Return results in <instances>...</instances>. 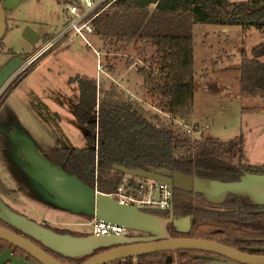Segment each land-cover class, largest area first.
I'll use <instances>...</instances> for the list:
<instances>
[{
  "label": "trees",
  "instance_id": "obj_1",
  "mask_svg": "<svg viewBox=\"0 0 264 264\" xmlns=\"http://www.w3.org/2000/svg\"><path fill=\"white\" fill-rule=\"evenodd\" d=\"M261 4L264 0H117L108 11L93 20L94 36L104 45L119 44L123 48L140 43L154 49L150 66L138 73L156 111L147 110L135 99L122 96L114 84L107 90H98L95 79L80 77L74 116L86 130L87 147L55 146L46 158L88 187L93 188L96 184L98 192L103 194L113 192L123 176L112 170L113 165L184 175L196 169L200 178L223 183L237 181L242 172L264 176V165L243 164L241 150H237L235 157L238 159L234 164L228 160L222 145L205 139L193 140L175 122L193 111V25L264 30V9L252 12ZM261 58H264V43L251 50L250 58L242 54L240 90L245 97L264 99V62ZM96 133L97 150L94 148ZM173 200L172 213L159 212L160 215L165 221L172 215L173 219L190 217V228L178 232L171 220L165 226L168 237L212 241L245 253L257 249V254L264 256V213L259 212L264 207L254 206L247 199H237L233 195H228L222 204H210L200 195L180 190H174ZM40 225L61 235H89L53 228L46 223ZM0 227L15 231L1 219ZM6 247L16 255L30 258L0 240V254ZM43 249L63 264H82L106 250L70 259ZM200 254L196 251L154 253L135 259V263L203 264L205 260L198 258ZM132 263L133 259H128L112 264Z\"/></svg>",
  "mask_w": 264,
  "mask_h": 264
},
{
  "label": "rangeland",
  "instance_id": "obj_2",
  "mask_svg": "<svg viewBox=\"0 0 264 264\" xmlns=\"http://www.w3.org/2000/svg\"><path fill=\"white\" fill-rule=\"evenodd\" d=\"M65 8L64 3L54 0H22L8 9L6 30L0 42V68L14 54L21 55L25 61L36 51L22 38L26 28L41 37H55L66 22ZM192 36L193 111L175 122L184 131L186 127L193 130L189 133L193 140L205 139L222 145L228 160L234 164L238 159L236 152L241 150L243 164L264 165V99L242 95L239 72L242 54L250 58L251 50L264 43V30L194 24ZM88 41L92 48L81 39L65 40L24 67L0 105V129L4 132L0 136V161L6 165L4 173L9 185L7 193H1L0 198L7 204L14 198L17 204H9L11 210L37 224H44L40 216L44 218L46 212L38 200L47 201L50 197L18 167L20 143L17 140L27 137L44 149L45 155L55 146L87 147L86 130L74 116L79 100L78 78L95 79L98 90H107L114 84L122 96L156 111L138 73L150 66L154 49L140 43L123 48L119 44L104 45L97 36H89ZM95 53L101 55L104 71L100 73L96 69ZM260 61L264 62V58ZM160 221L165 223L164 219ZM90 222L84 215H78L67 230L90 234ZM178 228L185 230L187 223H178Z\"/></svg>",
  "mask_w": 264,
  "mask_h": 264
},
{
  "label": "water",
  "instance_id": "obj_3",
  "mask_svg": "<svg viewBox=\"0 0 264 264\" xmlns=\"http://www.w3.org/2000/svg\"><path fill=\"white\" fill-rule=\"evenodd\" d=\"M65 2L69 0H54ZM9 2H0V41L5 26V10ZM264 4L252 9L261 11ZM22 38L35 47L41 39L40 35L26 28ZM18 59L8 62L0 70V86L6 78L19 66ZM24 157L29 163L25 171L28 177L39 185L51 198L53 207L65 210L71 214L84 215L96 221L123 227L127 231L144 233L146 236L89 234L85 237L61 235L28 218L16 214L0 200V219L15 231L0 227V240L19 249L34 261H27L24 257H14L12 250L4 248L0 254V264H63L49 255L43 248L60 256L78 259L93 254L96 250L106 249L90 257L82 264H112L117 261L137 259L141 256L176 251L200 252L198 258L207 260L205 264H264V256L256 255L257 250L248 253L238 251L221 243L192 238H170L166 234V223L172 220L178 232H186L190 228V217L173 219V215L161 223L154 215L140 211L136 207L119 204L107 195L96 192L88 187L73 174L66 172L60 166L44 157L27 137H20ZM112 170L123 176L154 181L165 184L171 192L180 190L200 195L210 204H222L228 195L237 199H247L252 205L264 207V176L244 173L237 181L218 182L205 180L197 175H184L180 172H168L154 169H128L113 165ZM159 194L156 193V200ZM173 206L169 211L172 213ZM259 212L264 213V210ZM187 223L185 230L178 228V223ZM41 245L39 247L36 243ZM43 247V248H42Z\"/></svg>",
  "mask_w": 264,
  "mask_h": 264
},
{
  "label": "built area",
  "instance_id": "obj_4",
  "mask_svg": "<svg viewBox=\"0 0 264 264\" xmlns=\"http://www.w3.org/2000/svg\"><path fill=\"white\" fill-rule=\"evenodd\" d=\"M117 0H72L66 4L65 13L67 16L66 22L61 31L53 38H50L44 43L38 51L29 57L13 74V77L19 78L18 75L23 68L34 63L39 57L51 51L54 47L65 40L81 39L87 46L91 47L88 41L89 36H94V29L92 26L93 20L101 13L105 12ZM92 48V47H91ZM98 59L97 72L104 71L101 66V55L95 53ZM98 73V74H99ZM8 82L1 89L0 94L8 86ZM187 134L193 130L186 127ZM99 144L98 135H95L94 148L97 150ZM93 189H96V184ZM158 192L159 197L156 200L155 196ZM114 199L119 204L128 207H136L142 212L157 210L167 211L173 199V193L165 184H156L154 181L137 179L134 177L122 176L119 179L115 190L109 194H105ZM91 228L90 234L96 236L106 235H126V229L123 227L104 223L102 221L93 220L89 225ZM135 260V259H134ZM125 261V260H124ZM122 261V262H124ZM132 264H136L135 262Z\"/></svg>",
  "mask_w": 264,
  "mask_h": 264
},
{
  "label": "flooded vegetation",
  "instance_id": "obj_5",
  "mask_svg": "<svg viewBox=\"0 0 264 264\" xmlns=\"http://www.w3.org/2000/svg\"><path fill=\"white\" fill-rule=\"evenodd\" d=\"M9 2V8L8 9H11L12 7H14V6H16V4L17 3H19L20 1H22V0H0V2L3 4L4 2ZM69 1H72V0H69ZM69 1H65V2H59V3H64L65 4V6H66V4L69 2ZM5 12H7V10H5ZM66 14V13H65ZM67 17V16H66ZM41 37V36H40ZM50 38H52L51 36H47V37H41V39L38 41V43L36 44V46L35 47H33V49L35 50L36 49V51H38L39 49H40V47L44 44V43H46ZM43 39V41H41ZM1 42V41H0ZM26 42V41H25ZM39 42H40V46L37 48V46H38V44H39ZM27 43V42H26ZM28 44V43H27ZM30 45V44H29ZM31 46V45H30ZM58 46V45H57ZM56 46V47H57ZM56 47H54L53 49H55ZM52 49V50H53ZM51 50V51H52ZM36 51H34V53L33 54H35V52ZM51 51H49V52H51ZM48 52V53H49ZM33 54H31L29 57H31ZM47 54V53H46ZM45 55V54H44ZM29 57H26V59H25V61L29 58ZM14 59H18L19 60V62H20V64H19V66L15 69V71L12 73V74H10L7 78H6V80L4 81V83L0 86V91H1V89L5 86V84L8 82L9 84H8V86H6L5 87V89L2 91V94H0V101L2 100V98L4 97V96H6L7 95V92L10 90V87L12 88L13 87V84L19 79H17V77H13V74L17 71V69L25 62L24 61V59H23V57L21 56V55H16V54H14V55H12V56H10V58L3 64V66L0 68V70L8 63V62H10V61H12V60H14ZM24 61V62H23ZM0 105H1V103H0ZM0 136H4V132H3V130H1L0 129ZM20 138V137H19ZM18 138V139H19ZM17 140V139H16ZM19 141V140H18ZM20 145H21V143H20ZM19 152H20V154L18 155V157H17V160H16V163H17V165H18V167L20 168V169H23V170H25L26 169V167H25V159H24V153H23V151L19 148ZM0 176L5 172L4 170H5V167H6V165L4 164V163H2L1 161H0ZM195 170L196 169H194L191 173H189V174H186V175H190V176H192V175H194V172H195ZM3 171V172H2ZM197 173V175H198V171L196 172ZM4 175H5V173H4ZM243 175V172H242V174H241V176ZM240 176V177H241ZM199 177V176H198ZM239 179V178H238ZM4 194V193H7V188L5 187V183L3 182V181H0V194ZM51 199V198H50ZM0 200L9 208V206H8V204L5 202V201H3L1 198H0ZM173 203H174V200L172 199V202H171V205L173 206ZM10 209V208H9ZM264 210V209H263ZM167 211H169V209L167 210ZM167 211H157V210H151V211H146V213H149V214H151V215H154V216H156V217H158L159 219H164L161 215H160V213L159 212H167ZM129 231H126V234L127 235H131V236H146V234H144V233H138V232H135V233H128ZM11 249V248H10ZM12 250V249H11ZM252 250V249H251ZM254 250H257V249H254ZM250 251V250H249ZM248 253V252H247ZM258 253V250H257V252L256 253H254V254H256V255H258L257 254ZM12 254H13V256L14 257H20V258H22V257H24L27 261H34L33 259H31V258H27L26 256H20V255H16L15 254V252H13V250H12ZM200 255H202V254H200ZM199 256V255H198ZM260 256H262V255H260ZM208 261L207 260H205V262L203 263V264H205V263H207Z\"/></svg>",
  "mask_w": 264,
  "mask_h": 264
},
{
  "label": "crops",
  "instance_id": "obj_6",
  "mask_svg": "<svg viewBox=\"0 0 264 264\" xmlns=\"http://www.w3.org/2000/svg\"><path fill=\"white\" fill-rule=\"evenodd\" d=\"M25 137V136H24ZM18 141V140H17ZM32 143L33 141L30 140ZM19 143H21L20 141V138H19ZM34 144V143H33ZM22 146V143L20 145V149L22 150L21 148ZM34 146L36 147V149L44 156L46 157V155L44 154L45 151L44 149L40 148L39 146H37L36 144H34ZM51 150V149H50ZM25 159V167L28 166V162L26 160V158L24 157ZM10 173H8V176ZM28 176V174H27ZM29 178V177H28ZM30 179V178H29ZM6 180L8 181L6 175H1L0 176V181H3L5 183V187L7 189H9V185L7 184ZM31 180V179H30ZM9 196V194H7V197ZM10 197V196H9ZM8 205H12V206H15L17 204V201L12 198V199H9L8 201ZM38 202H40L41 206L44 207V209L46 210L45 214H44V218L42 216H40L42 218V222L43 223H46L47 225L49 224L51 227L53 228H57V229H66L69 228V224L73 223V220L75 217V214H71V213H68L66 212L65 210H61V209H58V208H55L52 206V204L50 203V200H43V199H40L38 200ZM9 208L11 209V207L9 206ZM22 209V208H21ZM92 222V221H91ZM90 222V223H91ZM89 223V224H90ZM73 225V224H72Z\"/></svg>",
  "mask_w": 264,
  "mask_h": 264
}]
</instances>
